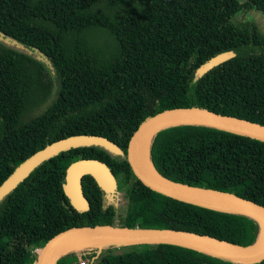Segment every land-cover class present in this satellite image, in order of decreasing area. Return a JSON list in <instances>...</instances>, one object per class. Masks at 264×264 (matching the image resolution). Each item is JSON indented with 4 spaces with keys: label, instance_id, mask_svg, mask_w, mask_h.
<instances>
[{
    "label": "trees",
    "instance_id": "trees-1",
    "mask_svg": "<svg viewBox=\"0 0 264 264\" xmlns=\"http://www.w3.org/2000/svg\"><path fill=\"white\" fill-rule=\"evenodd\" d=\"M0 35L38 51L53 68L0 41V186L35 153L70 136H102L123 151L71 149L35 169L0 202V264H40L54 237L79 227L259 242L262 224L249 214L144 185L127 151L144 122L172 109L197 107L264 126V0H0ZM226 52L234 57L199 73ZM82 159L105 163L121 196L85 176L91 208L77 211L64 185L69 166ZM150 160L174 182L264 206L263 141L178 124L152 136ZM57 264L248 263L180 246L111 243L73 250Z\"/></svg>",
    "mask_w": 264,
    "mask_h": 264
},
{
    "label": "water",
    "instance_id": "water-1",
    "mask_svg": "<svg viewBox=\"0 0 264 264\" xmlns=\"http://www.w3.org/2000/svg\"><path fill=\"white\" fill-rule=\"evenodd\" d=\"M232 57H234L232 52L222 53L204 64L199 73L205 74ZM184 123L201 124L264 142V126L241 118L216 114L197 107L167 110L144 122L132 137L127 157L134 174L150 189L173 199L203 207L249 214L261 222L262 234L264 206L233 194L179 184L155 170L151 160L149 166L140 160L137 149L143 140L146 138L151 140L158 131ZM169 124L172 125L168 126ZM93 146L104 148L114 155H123V151L114 142L102 136L75 135L61 139L16 167L0 186V202L44 162L71 149ZM85 176L93 177L107 195L113 196L118 190L117 178L105 163L95 159H82L72 163L67 169L64 191L72 206L80 212L89 211L91 208L83 190ZM82 240H98L97 244L173 245L241 263L253 264L264 261V242H260V239L256 245L245 247L185 231L95 226L72 228L54 237L41 254L40 264H57L62 255L71 252L67 251L70 246ZM93 246L95 245L90 247Z\"/></svg>",
    "mask_w": 264,
    "mask_h": 264
},
{
    "label": "bare ground",
    "instance_id": "bare-ground-1",
    "mask_svg": "<svg viewBox=\"0 0 264 264\" xmlns=\"http://www.w3.org/2000/svg\"><path fill=\"white\" fill-rule=\"evenodd\" d=\"M172 124H169L170 126ZM138 156L140 160L146 164L150 165V138H146L143 140L140 145L138 146L137 149ZM263 223V232L260 236V242H264V222ZM99 241L98 240H82L74 243L72 246H70L67 251H73V250H78V249H83L86 247H90L92 245H96ZM42 253V252H41Z\"/></svg>",
    "mask_w": 264,
    "mask_h": 264
},
{
    "label": "rangeland",
    "instance_id": "rangeland-1",
    "mask_svg": "<svg viewBox=\"0 0 264 264\" xmlns=\"http://www.w3.org/2000/svg\"><path fill=\"white\" fill-rule=\"evenodd\" d=\"M256 18H257V20H259L258 17H256ZM0 41L2 43L6 44L7 46L11 47V48H14L16 50L25 52V53L33 56L34 58H36L39 61L43 62L49 69H51L53 71V68H52L51 64L48 63V61H46L45 58L38 51H36V50H34V49L30 48V47H26L24 45H21V44L15 42L14 40H12L10 38H7V37H5L3 35H0ZM119 187H120V189H122L121 183H119ZM41 254H43V252Z\"/></svg>",
    "mask_w": 264,
    "mask_h": 264
},
{
    "label": "flooded vegetation",
    "instance_id": "flooded-vegetation-1",
    "mask_svg": "<svg viewBox=\"0 0 264 264\" xmlns=\"http://www.w3.org/2000/svg\"><path fill=\"white\" fill-rule=\"evenodd\" d=\"M117 181H118V190H117V192H116V194L115 195H120L121 196V192L119 191V183H120V180L119 179H117Z\"/></svg>",
    "mask_w": 264,
    "mask_h": 264
}]
</instances>
